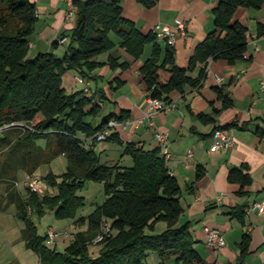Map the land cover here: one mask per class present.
Listing matches in <instances>:
<instances>
[{"label": "trees", "instance_id": "trees-1", "mask_svg": "<svg viewBox=\"0 0 264 264\" xmlns=\"http://www.w3.org/2000/svg\"><path fill=\"white\" fill-rule=\"evenodd\" d=\"M123 0H72L74 26L70 31L66 50L57 57L53 50L58 46L57 37L51 50L28 56L29 39L34 32L36 7L30 0H0V185L4 188L6 205L15 206V216L24 223L21 238L25 247L35 252L40 264H148L147 257L154 252L158 264L174 259V264H204L196 251L191 223H179L183 212L180 203L181 188L169 172L160 150L156 146L144 149L133 142H124L117 133H110L106 140L123 146V153L132 159L130 166L119 163H101L99 155L85 141L96 142L94 135L107 127L111 120L123 121L129 113H109L98 124L95 117L100 105L92 96L82 95V89L68 93L62 79L69 70L78 71L88 78L94 69L105 63L95 58L111 51L117 45L134 59L141 58L144 48L151 44L152 53L139 67L142 80L150 96L170 98L172 91L183 93L187 87H196L205 75L211 59H224L229 64L244 58L248 31L235 18L239 7L258 9L264 0H218L211 9L214 29L195 46L186 67L175 63V52L167 45L161 60V48L153 31L143 33L135 23L122 14ZM145 8L155 6L158 0H135ZM114 34L118 43L112 38ZM264 35V25L258 24L257 36ZM107 64L111 69H127L130 63L119 61L110 53ZM170 75L167 81L159 80L158 70ZM198 69L196 77L190 72ZM96 78L95 76H93ZM122 84L118 77L114 81ZM222 107L225 100L220 87L215 88ZM219 110V109H218ZM198 113L205 123H213L214 113ZM239 126L233 121L213 128L229 130ZM242 128V126H239ZM42 143H39V142ZM67 160L61 174L52 171L43 176L48 190L44 193L25 187L23 195L16 183L19 172L34 177L36 170L56 156ZM199 173L196 174L198 178ZM228 179L244 186L251 183L248 168L244 165L229 170ZM103 185L105 199L86 217H77L84 204L79 191L86 181ZM45 186V187H44ZM243 205L230 214L244 223ZM210 208V207H209ZM52 210L59 219H75L77 231L63 251L50 247L46 235L38 234L32 215L41 216ZM110 225V233L99 243L92 240L100 229L102 220ZM164 223L161 231L158 223ZM250 236L242 235L237 246L239 253L234 263L245 264L249 254ZM97 245V254L89 246Z\"/></svg>", "mask_w": 264, "mask_h": 264}, {"label": "crops", "instance_id": "crops-1", "mask_svg": "<svg viewBox=\"0 0 264 264\" xmlns=\"http://www.w3.org/2000/svg\"><path fill=\"white\" fill-rule=\"evenodd\" d=\"M30 1L36 7L37 20L29 39L28 56L48 52L55 38L67 37L64 43H58L53 50L57 57H62L74 26V15H67L70 0ZM217 2L218 0H158L155 6L145 8L135 0H123L121 6L123 16L132 20L143 33L151 31L157 23L172 25L176 19L185 22L187 35L178 38L170 47L175 52V63L186 67L197 43L214 29L211 9ZM235 18L248 31L244 58L233 64L224 59L209 60L199 85L187 87L183 93L172 91L169 97L176 99L175 107L154 117L157 128L169 135L171 160L168 168L181 188L180 203L183 212L179 223H191V233L196 241L194 247L204 264L234 263L239 253L237 244L244 233L250 236L245 264H264V211H247L253 202L264 199V87H261V80L264 78V35L257 36L258 24L264 25V4L258 9L239 7ZM157 42L161 48L162 60L167 43L160 39ZM110 53L119 57V61L129 62L130 67L111 69L107 64ZM151 53L152 46L147 44L141 58L134 59L117 45L95 58L97 62L105 64L94 69L84 79L91 88L93 103L100 105L98 115L89 118L92 124H98L109 113H129V117L123 121L114 120L116 124L109 132L117 133L124 142L136 143L144 149L156 147L148 121H137L143 117L148 106L147 90L139 67ZM197 74L198 69L190 72L192 77ZM158 75L159 80L165 82L170 73L159 69ZM77 76L80 75L76 70H69L63 76L62 85L68 93L81 90ZM116 77L123 83L114 81L113 85H118V88L113 90L109 83ZM217 87L222 89V94L229 103L224 108H221L222 99L215 90ZM213 109H219L213 115V123H205L197 117L198 113L210 114ZM233 121L242 126L229 129L234 138L233 147L211 151L213 128ZM99 143L102 146L96 151ZM85 145L94 149L101 163L112 165L117 162L122 166L132 164L131 157L122 154L123 146L115 142H92L88 139ZM188 150L192 151V157L189 166H185ZM241 165L248 168L251 183L239 193L240 183L230 181L228 173L231 168ZM197 173L200 175L198 178ZM240 205H243L244 223L230 214ZM71 224H75V219L71 220ZM163 228L162 222L156 225L158 231ZM210 228L220 230L224 236L226 244L223 248L213 250L207 245L206 230ZM158 263L157 257L155 264ZM7 264L21 263L17 259L8 258ZM165 264H174V259Z\"/></svg>", "mask_w": 264, "mask_h": 264}, {"label": "rangeland", "instance_id": "rangeland-1", "mask_svg": "<svg viewBox=\"0 0 264 264\" xmlns=\"http://www.w3.org/2000/svg\"><path fill=\"white\" fill-rule=\"evenodd\" d=\"M111 36L114 40L118 39L114 34ZM58 53L59 56H61V51ZM78 86L82 87L81 84H78ZM42 142L40 141L39 143ZM96 146L95 150L99 151L102 143ZM66 164L67 160L65 156H56L48 164L41 165L36 170V175L34 177L38 179L42 186L44 184L48 190H51L52 188L47 187L45 184L43 176L49 171L55 174H61L65 171ZM26 175L27 174L22 171L19 172L18 182L16 183V187L23 195L25 194V187L28 185L26 182ZM53 190L54 189H52L51 193H53ZM3 193L4 188L0 185V264H7L8 258L17 259L21 264H40L38 255L32 250L27 249L24 246V242L20 240V230L24 227V223L15 216V206L13 204L6 205ZM79 194L84 198V204L78 210L77 217L87 216L105 199L102 183L92 180L86 181L85 186L79 191ZM32 219L40 235H45L49 228L59 231L60 236L55 240V243L48 244L58 251L64 250L77 231L85 229V226H78L76 223L71 224V220L69 219H59L55 217L52 210H46L41 216L34 214L32 215ZM89 250L97 254L98 246L90 245ZM6 256H8V258ZM156 258V254L151 252L147 257V263L155 264Z\"/></svg>", "mask_w": 264, "mask_h": 264}, {"label": "built area", "instance_id": "built-area-1", "mask_svg": "<svg viewBox=\"0 0 264 264\" xmlns=\"http://www.w3.org/2000/svg\"><path fill=\"white\" fill-rule=\"evenodd\" d=\"M68 16L74 15V6L72 0L69 1V7L67 11ZM153 33L157 39L164 40L167 45H174L175 41L180 37H185L187 35V29L185 22L182 20L176 19L172 25L167 24H155L152 28ZM67 40V37L58 38V43H64ZM77 82L82 84V95L89 97L91 96V88L88 83L80 76L76 77ZM261 87H264V78L261 80ZM150 91H147V109L144 111L143 117L137 120L138 122H143L144 120L148 121L149 129L152 131L154 140L156 141V146L160 150V155L162 156L165 164L169 165L171 160V154L169 152V135L166 131H161L157 128L154 117L160 112H168L173 109L176 105L175 98H168L166 100L162 98H155L150 96ZM116 122L111 120L108 122V125L103 130L97 132L94 137L95 140L105 141L107 136L110 134L109 130L112 128ZM234 145L233 134L230 130L217 129L213 133L212 143L210 145L211 151H217L220 149H230ZM192 157V151L188 150L186 153V158L184 160L185 166H189L190 159ZM171 173V171L169 170ZM27 186H29L31 191L44 193V188L40 184L37 178L26 175ZM247 211H257L261 213L264 211V199L260 201L253 202L248 206ZM110 233V225L106 220H102L100 223V229L92 240V244H97L101 242L108 234ZM206 243L213 250H219L223 248L226 244L225 238L216 228H210L206 230ZM46 243L54 244L55 240L60 236L59 231L49 228L46 233Z\"/></svg>", "mask_w": 264, "mask_h": 264}]
</instances>
